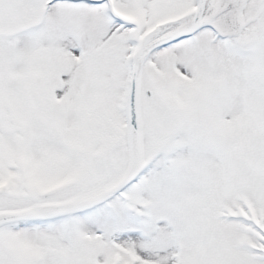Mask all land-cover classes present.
I'll return each mask as SVG.
<instances>
[{"label": "snow or ice", "instance_id": "obj_1", "mask_svg": "<svg viewBox=\"0 0 264 264\" xmlns=\"http://www.w3.org/2000/svg\"><path fill=\"white\" fill-rule=\"evenodd\" d=\"M0 264H264V0H0Z\"/></svg>", "mask_w": 264, "mask_h": 264}]
</instances>
